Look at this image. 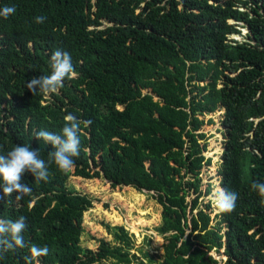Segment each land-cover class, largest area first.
Returning <instances> with one entry per match:
<instances>
[{
  "label": "trees",
  "instance_id": "16d2710c",
  "mask_svg": "<svg viewBox=\"0 0 264 264\" xmlns=\"http://www.w3.org/2000/svg\"><path fill=\"white\" fill-rule=\"evenodd\" d=\"M6 5L16 13L0 17V154L29 144L47 160L53 148L36 132L61 134L68 113L91 121L81 124L71 172L51 165L48 181L26 172L32 192L19 200L0 192V218L26 217V245L49 248L32 264L134 260L124 227L107 226L122 247L81 245L93 201L69 185L72 176L155 193L160 264H264V201L250 188L264 182V0H0ZM40 15L43 24L34 22ZM246 27L247 42L230 44ZM58 49L76 76L56 93H31L26 82L50 74ZM218 111L221 186L239 198L232 212L211 217L198 207L211 164L199 132L200 118ZM221 249L226 259L210 255ZM28 255V247L10 250L0 264H26Z\"/></svg>",
  "mask_w": 264,
  "mask_h": 264
},
{
  "label": "rangeland",
  "instance_id": "374dc122",
  "mask_svg": "<svg viewBox=\"0 0 264 264\" xmlns=\"http://www.w3.org/2000/svg\"><path fill=\"white\" fill-rule=\"evenodd\" d=\"M241 35L244 30H240ZM237 37V36H235ZM48 96V94L46 95ZM48 98V97H46ZM222 112L200 118L205 125L199 134L208 138V148L204 157L211 160L210 165H205L200 176V191L202 195L198 200V207H208L211 217L218 215L213 202L212 193L221 186V164L224 152V136L222 128ZM204 144V142H201ZM69 185L78 192L89 195L93 201V208L85 213L83 218L84 233L81 238L83 247L97 250L101 240L107 241L112 247L123 245L115 238L107 226L124 227L130 238V255L133 256L131 264L143 262L145 264H160L163 258V236L157 232L161 225L162 207L156 200V194L149 191H139L130 186H114L105 177L84 179L72 176ZM210 189L208 192L207 190ZM198 194L189 196L188 201L193 202ZM212 227L215 223L211 224ZM219 253L212 252L215 259H226ZM113 259L105 264H114ZM39 264V263H37Z\"/></svg>",
  "mask_w": 264,
  "mask_h": 264
},
{
  "label": "clouds",
  "instance_id": "9594fccd",
  "mask_svg": "<svg viewBox=\"0 0 264 264\" xmlns=\"http://www.w3.org/2000/svg\"><path fill=\"white\" fill-rule=\"evenodd\" d=\"M15 13V6L6 5L0 8V17L4 19ZM46 19V16L40 15L34 18V22L43 24ZM239 29L244 30L243 34L241 35L239 30L240 33L229 36L230 44L247 42L246 35L249 29L247 27ZM50 69L49 75L32 77L26 82L25 87L33 94L37 91L43 94L56 93L63 87L66 78L72 79L76 76L71 55L59 49L53 52L50 57ZM63 119L65 124L61 134L47 130H40L35 133L37 139H42L53 148V151L48 153L47 160L42 159L39 150L29 144L15 145L6 154H0V192L8 196L15 193V198L19 200L32 192L31 187L22 182L26 172L30 173L36 181H48L51 175V165H55L62 173H69L74 169L75 161L73 158L79 155L81 147L79 135L81 124L88 126L91 121H82L72 113H68ZM250 188L264 201V182L253 181ZM238 198V192L229 191L222 187H217L211 197L217 213L220 214L232 212ZM26 227V217L24 216H19L15 220L0 218V259H3L10 250L14 251L17 248L23 249L25 247H28L30 253L24 257L26 264H32L33 258L49 254L47 246L26 245L22 235Z\"/></svg>",
  "mask_w": 264,
  "mask_h": 264
},
{
  "label": "water",
  "instance_id": "95a60500",
  "mask_svg": "<svg viewBox=\"0 0 264 264\" xmlns=\"http://www.w3.org/2000/svg\"><path fill=\"white\" fill-rule=\"evenodd\" d=\"M220 259H221V258L219 257L218 260L220 261Z\"/></svg>",
  "mask_w": 264,
  "mask_h": 264
}]
</instances>
